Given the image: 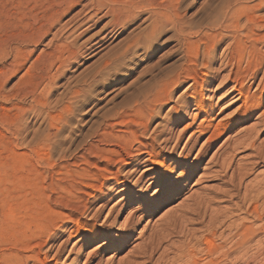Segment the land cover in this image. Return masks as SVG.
<instances>
[{"label": "bare ground", "instance_id": "1", "mask_svg": "<svg viewBox=\"0 0 264 264\" xmlns=\"http://www.w3.org/2000/svg\"><path fill=\"white\" fill-rule=\"evenodd\" d=\"M262 7L264 0H224L204 26L186 35L189 37L184 38L186 43L183 41L186 52L195 62L201 58L203 73L198 78L199 69L185 70L187 78H182L190 82L189 90L185 91V98H179L180 106L169 109L161 122L162 129L155 128L148 134L150 124L169 104L173 91L187 80L166 78L142 96L139 120L133 130L131 125L118 122V112L103 118L95 135L96 142L100 143L102 181L93 187L92 195H87L90 200L81 216L54 226L45 240L21 256L19 264H113V258L126 250L134 238L140 243L117 264H150L155 257L152 264H264V174L248 180L255 168L264 166V140H260L264 134V19L259 24L250 15ZM92 8L88 7L85 13L89 20L96 14L91 12ZM33 13L30 10L28 15L35 25ZM173 13L175 23L182 26L184 22L179 14ZM151 14L152 30L163 25L171 13L164 16L165 12L155 10ZM242 19L245 23L240 25ZM57 21L55 17L48 26L32 29L26 35L13 32L0 35L1 84L32 59L35 48ZM62 30L53 34L47 46L56 49ZM223 43L226 44L216 60V52ZM73 51L71 57L59 60L56 72L69 61H75L81 50ZM42 54L31 63L30 69L42 59ZM105 66L98 70L99 74L106 71ZM221 72L226 74L216 86ZM253 86L255 91L251 92ZM78 95L77 90L72 91L69 103L62 109L72 113ZM38 101L37 97L30 96V102L37 105ZM191 104L204 118L181 145L183 136L193 129V123L177 133L173 125ZM43 106L30 112L45 113ZM252 118L253 124L244 128V123ZM80 150L90 154L91 147ZM242 153L248 154L236 160ZM58 159L66 162L64 154H59ZM127 167L129 170L124 172ZM208 183L216 185L206 186ZM150 186L155 189L149 194L146 189ZM178 201L176 208L147 236L143 228L139 230L141 223H148ZM93 202L97 208L90 213L88 205ZM220 204L228 205L218 208ZM108 207V214L116 210V217L122 220L115 223L107 219L99 224L101 213ZM177 236L182 241L173 242ZM68 245L71 246L67 251Z\"/></svg>", "mask_w": 264, "mask_h": 264}, {"label": "rangeland", "instance_id": "2", "mask_svg": "<svg viewBox=\"0 0 264 264\" xmlns=\"http://www.w3.org/2000/svg\"><path fill=\"white\" fill-rule=\"evenodd\" d=\"M223 1L0 0V35H10L11 32L26 35L32 29L48 26L55 17L58 19L50 34L35 48L32 59L5 84L0 83V264H19L23 255L37 242L45 240L54 226L69 218L81 216L87 200H90L87 195H92L93 187L102 181L100 143L96 142L95 135L105 116L118 112V122L131 125L133 130L139 120L142 96L149 94L156 84L166 78L183 82L187 80L183 79L188 75L186 69H199V72L196 71L197 77H201V58L195 62L191 58L193 56L186 52L185 43L189 38L186 35L193 34L204 26L222 6ZM88 7H93L91 12L96 13L91 20L88 19V14L85 15ZM135 7L139 10H135ZM30 10L37 20L35 25L28 15ZM155 10L163 14L165 12L164 16L171 14L167 15V20L164 19L166 22L163 25L151 30L154 21L151 12ZM174 11L184 22L182 26L175 23ZM250 15L255 17L254 22L262 24L264 8L254 10ZM22 21L24 24L20 25ZM244 23L245 20L242 19L240 25ZM61 29L62 36L56 42L55 51L53 46L47 44L53 34ZM96 42L99 43L94 45ZM61 44L65 45L60 46ZM225 44L217 50L216 60ZM73 49L76 52L81 50L76 60L69 61L63 69L56 72L59 60L71 57ZM41 54L42 59L30 69L31 63ZM104 65L107 66L106 71L99 74L98 70ZM218 65L219 61L216 67ZM225 74L226 72L219 74L216 86ZM189 86L190 82L187 80L173 91L171 101L152 121L148 134L155 128L162 129L169 109L180 106L179 98H185L184 94ZM228 87L230 85L226 88ZM255 87H252L251 92L255 91ZM74 90L79 95L72 105L71 113L62 108L67 106L69 95ZM222 94L223 92L219 93L216 98ZM32 95L39 99L37 105L30 102ZM215 101L216 99L213 102ZM42 106L45 113L36 115L30 112L32 108L41 110ZM181 113V120L173 125L174 132L182 131L191 121L193 123V129L183 136L182 145L204 116L201 117L194 111L192 104ZM193 117H196L195 120ZM253 122L254 118L247 120L243 127L248 128ZM261 139L264 140V134ZM81 147H91L90 154L82 152ZM59 154H64L66 162L58 159ZM247 154H240L236 160ZM124 170L127 172L129 167ZM262 173L264 174V166L259 165L248 180ZM144 189L145 186L141 191ZM154 189V186H150L146 190L150 194ZM178 203L179 201L169 205L148 223H141L139 230L143 228L147 236ZM227 205L220 204L218 208ZM88 206L92 213L97 208V203L93 202ZM110 207L101 213L99 224L107 219L115 223L122 220L116 217V210L108 214ZM172 241L180 242L182 237L177 236ZM139 243L140 240L134 238L126 250L113 258L112 263L117 264L123 260ZM70 246L68 245L67 251ZM109 257L110 255L105 256L104 260ZM155 259L156 257L150 264Z\"/></svg>", "mask_w": 264, "mask_h": 264}]
</instances>
